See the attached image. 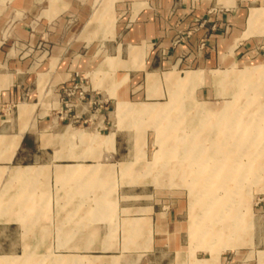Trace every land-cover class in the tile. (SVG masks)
Returning a JSON list of instances; mask_svg holds the SVG:
<instances>
[{"label": "crops", "instance_id": "obj_1", "mask_svg": "<svg viewBox=\"0 0 264 264\" xmlns=\"http://www.w3.org/2000/svg\"><path fill=\"white\" fill-rule=\"evenodd\" d=\"M248 55L264 56V0H0V234L55 246L52 264H264L223 225L110 191L148 185L128 156L178 139L176 108L209 105Z\"/></svg>", "mask_w": 264, "mask_h": 264}, {"label": "rangeland", "instance_id": "obj_2", "mask_svg": "<svg viewBox=\"0 0 264 264\" xmlns=\"http://www.w3.org/2000/svg\"><path fill=\"white\" fill-rule=\"evenodd\" d=\"M234 68L238 73H230L226 77L225 85L218 84L219 89L209 93V105L190 107L182 104L183 106L176 108L179 115L176 121L178 139H156L154 153L128 156L129 180L133 178V173H136L134 170L140 167L136 175L140 177L141 182L148 185H112L110 191L113 195H120L121 191L128 193L130 200H133L130 202H136L137 196L149 205L156 202L162 210L177 206L182 213L180 220L194 230L201 226L203 231H206L208 224L210 227L223 225V235L227 238L233 234L231 238L235 241V246H264V56H245ZM184 94H176L174 98H192L189 93ZM231 113L234 116L237 114L236 118L247 120V131H237L238 123L234 125V131L229 129L228 122L222 123V119H229ZM159 114L169 113L163 111ZM192 114L194 118L189 120ZM183 118L191 123L187 129L181 126L185 122ZM207 119H210V122L204 125L203 121ZM241 124L244 125L243 122ZM156 126H159V123ZM256 135L259 137H255ZM191 142L204 143L202 145H205V149H213L208 146L214 143L220 146L217 147L219 150L239 151L234 155L202 156L205 161H209L205 162L206 167L211 166L214 160L224 159V163L218 161L217 164L220 168L216 173L219 175L228 174L226 168L233 166L236 161L235 165L239 167L234 178L198 180L196 176H199V168L203 166L195 160L191 161L190 152L199 150L198 145L193 147ZM221 142L225 143L221 145ZM164 143L166 146H163ZM136 145L139 147V144ZM168 151L175 152L169 154ZM199 182H208V185H199ZM211 183H217V186ZM200 201L204 208L197 210L196 206ZM198 218L201 225L196 226ZM1 233L0 264H10V259H15L13 264H52L56 261L55 258H62L58 255L62 252L47 250L55 246H12L19 242V238L24 241V236L10 233L5 236L3 231ZM229 242L212 240L210 244L232 246V242ZM52 257L55 260H52Z\"/></svg>", "mask_w": 264, "mask_h": 264}, {"label": "bare ground", "instance_id": "obj_3", "mask_svg": "<svg viewBox=\"0 0 264 264\" xmlns=\"http://www.w3.org/2000/svg\"><path fill=\"white\" fill-rule=\"evenodd\" d=\"M257 72V71H256ZM231 78V77H230ZM240 78V77H239ZM232 79V78H231ZM224 110H226V109H224ZM261 111V110H260ZM264 111V110H263ZM262 112V111H261ZM224 113V112H223ZM236 115L237 114H235V116H234V114L233 113H231L230 114V117H229V119H225V118H223L222 119V123H225V122H228L229 124H228V126H229V129L230 130H232V131H234L235 130V126L234 125H236L237 123V131H240V130H242L243 129V131H247L246 129H247V120L244 118H236ZM251 116H253V115H251ZM253 119H254V117H253ZM220 120V119H219ZM252 120V119H251ZM255 120V119H254ZM259 121V120H258ZM209 122H210V119H207V120H204L203 121V124L205 125L206 123L207 124H209ZM244 123V125H242L241 123ZM218 123V122H217ZM252 125V124H251ZM259 131H261L260 129H259ZM258 131V132H259ZM228 133H230V132H228ZM227 133V134H228ZM232 134H234V133H231V135ZM243 134V133H242ZM204 136V135H203ZM203 136H201V138H203ZM205 137V136H204ZM255 137H259V136H255ZM218 138V137H217ZM218 143V142H217ZM223 143H225V142H221V145L223 144ZM202 144H204V143H201V144H199L198 142H191V146H196V145H198L197 147L199 148V150H193V151H191L190 152V155H191V161H193L194 162V160L195 161H197V163H200V165L201 166H203V167H200L199 168V170H201V173L199 174V176H196L197 178H198V180L200 179L201 181H209V180H211V179H217V178H219V177H222L223 179H227V178H234V176H235V171H237V169H238V167L235 165L236 164V161L234 162V165L233 166H231V167H229V168H226V170H228L229 171V173L228 174H223V175H219L218 173H216V172H218V170H219V166H217V164H218V161H221V162H225L224 161V159L223 160H219V159H217V160H214V161H212L213 162V164L210 166V165H208V167H206V166H204V164H205V162L207 161V162H209L208 160H206L205 161V159H203L202 158V156H204V155H215L214 157H216V156H219V155H225V154H231V155H234V154H238L239 153V151H227V150H219V148H217V147H220V146H218V144H214V143H211V145L210 146H208V147H210V148H213V149H205V145H202ZM261 145H263V143L261 144ZM239 146L240 147H244L243 146V144L241 145V144H239ZM253 146V145H252ZM222 148H224V147H222ZM221 149V148H220ZM246 154V153H245ZM258 155V154H257ZM209 157V156H208ZM224 158V157H223ZM207 159V158H206ZM231 160V159H230ZM228 161V160H227ZM206 165V164H205ZM206 170V171H205ZM225 170V171H226ZM237 178V177H236ZM193 179V178H192ZM221 183V182H220ZM193 184V183H192ZM199 185H205V184H207L208 185V182L206 183H204V182H199L198 183ZM210 184V183H209ZM211 184H213L214 186H217V183H211ZM195 185V184H194ZM219 185V184H218ZM206 187V186H205ZM214 194V193H213ZM212 196V195H211ZM216 197V196H215ZM212 199V198H211ZM210 199V200H211ZM220 208H222V207H220ZM219 212V211H218Z\"/></svg>", "mask_w": 264, "mask_h": 264}, {"label": "built area", "instance_id": "obj_4", "mask_svg": "<svg viewBox=\"0 0 264 264\" xmlns=\"http://www.w3.org/2000/svg\"><path fill=\"white\" fill-rule=\"evenodd\" d=\"M84 92V88L81 84H73L70 88L66 90V94L68 96L76 95L79 98H82Z\"/></svg>", "mask_w": 264, "mask_h": 264}]
</instances>
